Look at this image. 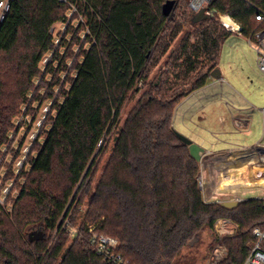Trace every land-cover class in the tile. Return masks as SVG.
I'll return each mask as SVG.
<instances>
[{"label": "trees", "instance_id": "trees-1", "mask_svg": "<svg viewBox=\"0 0 264 264\" xmlns=\"http://www.w3.org/2000/svg\"><path fill=\"white\" fill-rule=\"evenodd\" d=\"M167 1L12 3L0 27V157L23 105L30 102V112L33 102L42 104L48 75L44 98L51 107L15 176L18 194L6 198L11 212L0 205V264H118L98 251L95 235L115 238L113 250L125 264H182L185 251L207 232L213 242L205 264L219 218L239 229L224 238L227 254L217 264L246 260L254 228H264V198H245L235 207L206 200L201 163L178 137L174 115L219 69L233 31L216 14L229 15L248 38L264 28L257 19L264 0H211L204 18L192 0H177L168 17ZM57 23L66 25L58 42ZM110 137L111 154L94 184L108 142L90 164ZM33 231L44 237L31 241Z\"/></svg>", "mask_w": 264, "mask_h": 264}, {"label": "rangeland", "instance_id": "rangeland-1", "mask_svg": "<svg viewBox=\"0 0 264 264\" xmlns=\"http://www.w3.org/2000/svg\"><path fill=\"white\" fill-rule=\"evenodd\" d=\"M207 3L208 2L203 1L200 8L205 7ZM220 14L223 15V18L219 16V13L216 14V17L224 24V17H229V15L224 13ZM77 23L78 20L73 21L75 26H77ZM65 28L66 25L63 23H57L54 26L53 32L57 42L64 34ZM186 29H191V27L187 24ZM68 38L71 39V35H68ZM73 48L75 51L78 50L77 46H74ZM65 52L66 50L61 48V54L64 55ZM49 58L50 55H48V58L45 59L44 63H48ZM71 59V57H68V62H71ZM219 70L222 73L223 80L216 83L215 87H217L218 92H216L215 96L224 104V110H221V114L228 113L231 118H233L232 113L234 116L242 114H250V116H252L253 121L249 133H247L245 129L240 128L232 134L236 137V145L249 146L262 139L264 135V111H261V108H264V73H262L258 68L257 52L249 41V38L243 34L233 32L226 39L222 49ZM155 72L156 71H154V74ZM46 80H48V82H43L40 87L42 104L40 105L38 101L33 102V107L30 109V112L28 111L29 109H27L30 102L23 105L22 113L15 120L16 127L11 133L8 146L4 148V154L0 157V205L4 206L9 212L12 210V202L10 200L7 202L6 198L12 191V186L16 180L15 176L18 173L19 168L23 166V163L31 150V146L42 127L45 114L51 107V99L44 97L50 89L49 83L51 82L49 81H52V77L48 75ZM36 83L37 85L40 84V79H38ZM37 87L38 86H36V88ZM55 88L58 90V87ZM203 93L205 92H193L176 107L174 115V128L176 131L187 136L195 143L197 141H204L205 143V141L212 142L214 140V142L221 144V140L225 139L226 135L222 133L213 134L215 129L218 131V128L214 127V122L218 119L217 114L219 112L212 115L208 120L201 118L199 103L200 95ZM138 97L139 94H137L136 98L126 106L121 120L125 119L128 111L136 102ZM31 98L32 95H30V100ZM241 108L245 109V111H239ZM26 111H28V115H25ZM231 118L230 120H232ZM218 123L222 124L219 120ZM119 124L120 121L116 128ZM220 127L221 125L219 128ZM108 140L109 141L105 138L101 142L94 155L92 163L90 164L91 167L95 160L98 159L99 154L103 151L105 143L108 142V145H106L107 150L100 162L94 184H96L99 179L102 169L106 164L114 145V141L111 137ZM252 157L253 156L252 154L250 155V152H246V150H244L239 155L235 156L230 155L218 159L216 157L201 158L200 163L204 166H209L208 176L206 173H200L201 188L205 193V197L208 200H218L223 202L232 197L235 199L240 192L250 191V193H247V196L249 197H260V195H263L264 192L262 191H264V181L259 184L255 181L258 177L264 176V159L261 158L253 160L251 159ZM218 160L219 163L222 162V165L219 164L220 167L216 164ZM250 163V167L244 169V166ZM87 173L88 171L85 176ZM250 175H252V178H248ZM246 180H251L252 182L248 183ZM244 182H247L249 186H242L244 185ZM202 183H204V185H202ZM208 186H210L213 191L211 193L212 195L209 194ZM17 194L18 189H13L11 192L12 198H15ZM212 242V234L207 232L204 233L197 247L185 251L181 263L204 264L205 258L211 249L210 246Z\"/></svg>", "mask_w": 264, "mask_h": 264}, {"label": "crops", "instance_id": "crops-1", "mask_svg": "<svg viewBox=\"0 0 264 264\" xmlns=\"http://www.w3.org/2000/svg\"><path fill=\"white\" fill-rule=\"evenodd\" d=\"M222 80H223L222 73L220 71V77L217 78V77L210 76L207 84L204 87L196 90V91L205 92L202 95H200V103H199L200 108L199 109H200L201 118L208 120L212 115L219 112L217 114L218 119H216L214 122V127L218 128V131L215 129L213 131V134L222 133L226 135V138L221 140V144L214 142V140L212 142L205 141V143L204 141H200V142L197 141L196 144L200 146L201 148L200 152H201L202 158H205V157L215 158L216 157L218 159V158L226 157L230 155L235 156V155H239L241 152L246 150V152H250V155L252 154L253 157L251 159L253 160H258L261 158L264 159V152L260 148L261 146H264V135L262 139L252 143L249 146L236 145V137L233 136L232 134H234L235 131L240 128L245 129V131L249 133L253 118L252 116H250V114H242V115L234 116V114L232 113L233 118H231V116L228 113L221 114V112L224 110V104L223 102L219 100V98H216L215 96L216 92H218V89L217 87H215V85L217 82L222 81ZM239 111H245V109L241 108L239 109ZM261 111H264V108H261ZM230 118L232 120H230ZM218 120L222 124H219ZM263 120H264V116H263ZM220 125L221 127L219 128ZM216 164L222 165V163H219V160L217 161ZM208 167L209 166H204L201 163V173H206L208 176L209 175ZM208 189H209V194H211L213 191L211 190L210 186H208ZM247 193H250V191L240 192V194H238V196L235 197L236 200L232 197V198L227 199L226 201H241L242 199H245V198H259V197H249L247 196ZM260 197L264 198V194L260 195ZM226 201H223V202H226Z\"/></svg>", "mask_w": 264, "mask_h": 264}, {"label": "built area", "instance_id": "built-area-1", "mask_svg": "<svg viewBox=\"0 0 264 264\" xmlns=\"http://www.w3.org/2000/svg\"><path fill=\"white\" fill-rule=\"evenodd\" d=\"M15 0H0V27L6 18L7 13L10 11L12 3ZM64 1V0H62ZM203 1L210 2L211 0H201L194 4L200 8ZM209 13V11H208ZM219 16L223 15L219 13ZM223 18V17H222ZM231 18V17H230ZM232 19V18H231ZM257 19H264V12L262 11ZM223 20V19H222ZM234 24H227L224 20V25L231 31L242 34L241 26L234 19H232ZM249 38V41L255 48L257 52L258 68L264 73V28L255 31ZM204 187V186H203ZM206 200H208L206 198ZM232 225V227L230 226ZM239 229V224L235 223L233 220L228 218H219L215 222V230L218 236L217 242L211 252V255L207 261L210 264H217L222 258L227 254V249L223 244V240L226 235H235ZM253 234L256 237V242L252 246L249 255L243 264H264V228L261 226H256L253 230ZM93 241L97 244L98 251L114 259L118 264H125L124 260L121 259L120 255H116L113 248L117 246L118 241L115 238H111L105 235H95ZM206 263V264H207Z\"/></svg>", "mask_w": 264, "mask_h": 264}, {"label": "water", "instance_id": "water-1", "mask_svg": "<svg viewBox=\"0 0 264 264\" xmlns=\"http://www.w3.org/2000/svg\"><path fill=\"white\" fill-rule=\"evenodd\" d=\"M194 1L193 0L191 2V6L194 10H196L198 12V15L200 18H204L207 16V14H209L207 11H206V8L203 7V8H198L197 5L194 4ZM178 1L177 0H168L164 6H163V13L168 16V17H171L174 13V10L176 8V5H177ZM230 17V16H229ZM211 76L212 77H220V70L219 69H216L214 70L212 73H211ZM178 137L186 144L189 145L190 147V151H191V154L198 160L200 161L202 156H201V148L200 146H198L196 143H194L190 138H188L187 136L179 133L178 131H176ZM263 152H264V146H261L260 147ZM240 201H226V202H223V205L225 206H228V207H235L238 205ZM44 237L43 233L41 231H33L30 233L29 235V238L31 241H35V240H40Z\"/></svg>", "mask_w": 264, "mask_h": 264}, {"label": "bare ground", "instance_id": "bare-ground-1", "mask_svg": "<svg viewBox=\"0 0 264 264\" xmlns=\"http://www.w3.org/2000/svg\"><path fill=\"white\" fill-rule=\"evenodd\" d=\"M201 0H197V3H199ZM224 21L228 24H234V22L232 21V19H230L229 17H224ZM222 163V162H221ZM248 163V162H247ZM251 163L250 164H246L244 167V169H247V167H250ZM264 165V164H263ZM246 173V171H245ZM238 174V173H237ZM243 174V173H242ZM239 176V175H238ZM247 177V176H246ZM252 178V175L248 176V178ZM238 178V177H237ZM242 178V177H241ZM252 180V179H251ZM251 180L247 181L248 183L252 182ZM254 180V179H253ZM264 181V176L263 177H258V179H256L255 182H257V184L259 183H262ZM247 182H244V185L242 186H249V184ZM202 185H204V183H202ZM210 264V263H208Z\"/></svg>", "mask_w": 264, "mask_h": 264}, {"label": "flooded vegetation", "instance_id": "flooded-vegetation-1", "mask_svg": "<svg viewBox=\"0 0 264 264\" xmlns=\"http://www.w3.org/2000/svg\"><path fill=\"white\" fill-rule=\"evenodd\" d=\"M200 184V186H201V183H199Z\"/></svg>", "mask_w": 264, "mask_h": 264}]
</instances>
